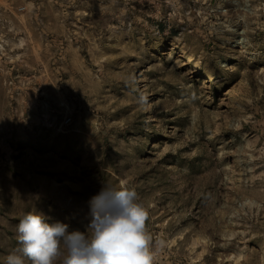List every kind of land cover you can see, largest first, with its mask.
Listing matches in <instances>:
<instances>
[{
	"label": "rangeland",
	"instance_id": "374dc122",
	"mask_svg": "<svg viewBox=\"0 0 264 264\" xmlns=\"http://www.w3.org/2000/svg\"><path fill=\"white\" fill-rule=\"evenodd\" d=\"M123 182L156 264H264V0H0V264Z\"/></svg>",
	"mask_w": 264,
	"mask_h": 264
},
{
	"label": "clouds",
	"instance_id": "9594fccd",
	"mask_svg": "<svg viewBox=\"0 0 264 264\" xmlns=\"http://www.w3.org/2000/svg\"><path fill=\"white\" fill-rule=\"evenodd\" d=\"M150 212L133 186L106 184L89 202L86 232L38 211L18 222V247L5 264H156L166 246L147 227Z\"/></svg>",
	"mask_w": 264,
	"mask_h": 264
},
{
	"label": "built area",
	"instance_id": "2783aa9c",
	"mask_svg": "<svg viewBox=\"0 0 264 264\" xmlns=\"http://www.w3.org/2000/svg\"><path fill=\"white\" fill-rule=\"evenodd\" d=\"M71 121V117H69L67 120H66V123H69Z\"/></svg>",
	"mask_w": 264,
	"mask_h": 264
}]
</instances>
